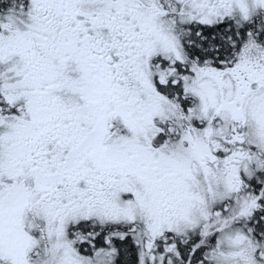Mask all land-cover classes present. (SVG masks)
I'll return each instance as SVG.
<instances>
[{
    "label": "snow or ice",
    "instance_id": "6c2138e0",
    "mask_svg": "<svg viewBox=\"0 0 264 264\" xmlns=\"http://www.w3.org/2000/svg\"><path fill=\"white\" fill-rule=\"evenodd\" d=\"M0 264H264V0H0Z\"/></svg>",
    "mask_w": 264,
    "mask_h": 264
}]
</instances>
